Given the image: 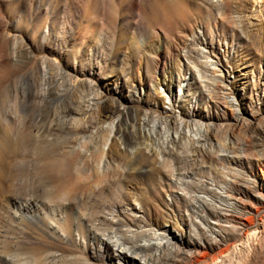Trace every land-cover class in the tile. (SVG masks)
Wrapping results in <instances>:
<instances>
[{"label": "rangeland", "instance_id": "374dc122", "mask_svg": "<svg viewBox=\"0 0 264 264\" xmlns=\"http://www.w3.org/2000/svg\"><path fill=\"white\" fill-rule=\"evenodd\" d=\"M0 112V130L9 119L14 137L27 135L0 184V264H83L79 250L95 254L76 226L72 238H52L45 222L11 212L20 197L48 198L40 150L55 147L93 158L91 186L66 207L76 217L83 201L87 228L144 225L146 237L186 239L188 253L167 250L155 264H264V0H0ZM140 120L188 135L170 154L158 144L167 158L152 164L135 150ZM132 156L147 157L136 176ZM206 186L240 196L243 242L235 227L223 228V244L202 227L212 211L199 215L194 200ZM98 247L99 264L124 262L106 256L114 245Z\"/></svg>", "mask_w": 264, "mask_h": 264}, {"label": "bare ground", "instance_id": "6f19581e", "mask_svg": "<svg viewBox=\"0 0 264 264\" xmlns=\"http://www.w3.org/2000/svg\"><path fill=\"white\" fill-rule=\"evenodd\" d=\"M166 88L170 89V85H168ZM2 116H3V113L0 112V119ZM111 124H110V127H112ZM14 125H15L14 121H11L8 119L6 121V127L4 128V130H0V184L3 181L7 167L10 166L12 160H15L19 155H21V152H22L21 148L22 146L24 147L23 144L27 142V141L25 142V139H24L27 136V135H24L25 132H20V133L18 132L16 137H14L13 134H11V131L8 129V127H11V126L13 127ZM147 125L144 120H140L139 127H138L139 129L138 138L139 139L137 138L138 141L135 145V150L136 152L142 153L143 150L146 149L147 152L151 154L149 158L152 164L156 163L157 159L167 158V157H162L163 154H161V150H160V147H158V144H162L163 148H165V152L167 154L168 153L170 154L172 152L168 151L167 147L177 144L186 135H188L184 131V128H183L184 125L182 126L181 124H179V126L177 127H174L173 133L171 130L173 127L167 126L165 122H161L160 124H155L153 127H150V128H148ZM1 126L2 124L0 121V127ZM161 130L166 132V136L162 142H159L161 140H159L158 135L160 134ZM44 143L46 145L48 144L46 142ZM44 143L43 145H45ZM53 149H55L56 151V147ZM53 149L51 148V150L49 151L47 149H42L43 151L40 150V156L43 159L42 160L43 164L41 162L40 164L43 165L44 167L43 171L45 172V174H47L45 176L46 177L48 176L50 180L54 182L55 188L54 186L53 187L51 186L52 190L49 191L47 189L48 190V194H46L48 197L47 199H44V198L40 199V198L33 197V196L20 197L19 200L17 199V201L15 202V206H14L15 210L11 212H13L14 215L18 219L32 220L36 223H39L41 221L45 222L46 230L48 232L47 234L51 235L52 238L57 237L56 235L59 231H64L62 232V235L71 236V234L68 231L73 226H76V229L78 230V232H80L83 238L82 240L83 242L82 243L80 242V244L84 245V247H88L87 245L89 243L90 238L95 240L94 242L96 243V246H94L95 254L89 253L91 251L88 252V251L79 250L80 253L75 255L74 257L75 261L81 262L83 264H99V262L106 260V257L103 255V253H101L98 247V241L108 246L111 244L114 245V248H113L114 251L111 254L108 253V255L106 256L107 257L114 256V258L115 256H117L121 258L124 262L119 261L118 262L119 264H129V262L133 261V258L141 261L143 264H155L156 262H158V260L163 256V254L167 250L187 252V249L185 250L183 246L184 244H186L185 243L186 239L184 240L182 236H180L179 234L175 232H171L168 235L163 232L152 231L154 232L153 235L150 237H146L144 236L146 233L144 232V228H143L144 225L142 226L141 224H140L141 227L139 226V228L116 227L115 229L113 228L111 230L100 228V227H95L91 229L87 228L86 218L85 216L82 215L86 213V211L84 212V210L86 209L84 202L82 201V202H79V204L77 203L79 205V207L77 208H79L80 213H78L76 217H74L73 214L69 212L66 207H67V203L69 200H70L69 201L70 203H71V200L77 201L78 190L81 187L89 189V186H91V183L88 182V179L87 181H84L83 177L84 175H89L87 173V167L88 165H91L93 158L84 157V156L83 157L75 156V155H70V154H58L57 152L55 153ZM146 160H147V157L140 159V158H136V156H132L131 158H129L128 162L132 166H134L131 173L135 176L138 175L140 170L137 167L141 165L143 161H146ZM151 163H150V166L152 165ZM155 170L156 168L153 166L152 168L147 170V172L149 171L152 173ZM20 172L21 171H19V173ZM101 172H102L101 169H98L96 171L94 170V174L96 173L95 175L97 177V180L102 179L101 178L102 176L100 174ZM16 175H18V173H16ZM48 177H47V180L50 181ZM177 180L180 183L182 182L180 180V177ZM3 185L4 184L2 183V186ZM69 185L71 186V188L67 189ZM227 189H228L227 186L203 187V189L200 190L199 193L196 194V199L194 200L196 212L199 215L204 216L202 212L207 207L211 209L213 220H210V224H208L207 226L202 225V227L204 228L206 232L213 231L217 233V235L220 236L219 240L221 244H223V242H225V240L227 239L225 234H223V228L226 226L235 227L237 229L236 236H239V237L241 236V241L243 242V239H242L243 238V232H242L243 227L239 225V224H243V225L246 224L242 220L243 217L239 210L240 208L239 204L242 200L239 195L231 193V192L229 193ZM57 200L63 201V202H56ZM143 208L144 206L140 204L139 210L142 211ZM93 212L96 213V211H93ZM93 216H92V219H93ZM134 216L140 217L141 215L135 214ZM224 221L227 222L228 224L227 225L224 224ZM233 222L238 223V225L233 224ZM118 235H120L121 238H117ZM250 235L251 234H245L244 239L249 240V237H251ZM72 237L73 236H71V238ZM74 242L78 244L79 241H77L74 238ZM217 242H214V243L217 244ZM242 242L241 243L239 242V243L242 244ZM198 244L205 245L200 240ZM188 246H189V241H188ZM76 250H78L77 246H76ZM106 253L107 252H105V254Z\"/></svg>", "mask_w": 264, "mask_h": 264}]
</instances>
